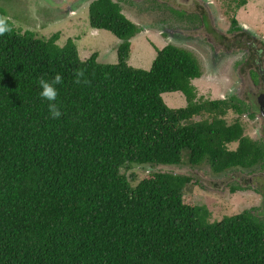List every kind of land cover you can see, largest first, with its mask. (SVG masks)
<instances>
[{
  "label": "trees",
  "instance_id": "1",
  "mask_svg": "<svg viewBox=\"0 0 264 264\" xmlns=\"http://www.w3.org/2000/svg\"><path fill=\"white\" fill-rule=\"evenodd\" d=\"M122 1L89 6L92 29L121 41L114 65L82 60L59 33L22 32L0 8L11 28L0 36V264H264L263 220L244 211L212 222L185 202L192 179L163 169L255 167L263 148L243 109L197 99L202 68L189 49L168 44L150 70L132 67L140 30ZM57 73L53 119L38 81ZM172 93L186 107H168ZM136 167L151 171L138 181Z\"/></svg>",
  "mask_w": 264,
  "mask_h": 264
},
{
  "label": "rangeland",
  "instance_id": "2",
  "mask_svg": "<svg viewBox=\"0 0 264 264\" xmlns=\"http://www.w3.org/2000/svg\"><path fill=\"white\" fill-rule=\"evenodd\" d=\"M95 0H0V8L6 11L7 19L13 23L14 28L22 32L32 31L40 38L49 39L52 35L59 33V45L64 46L68 40H73L80 51L82 60L89 58L92 54L97 53L101 64L114 65L118 63V47L121 41L109 31L94 30L89 23V6ZM198 1V0H197ZM196 1V2H197ZM200 1V0H199ZM242 0H210L215 6L223 28H231L233 20L235 26H240L243 31L254 32L258 35L261 42L257 43L259 48L264 47V0H246L245 5H239ZM125 16L137 25L140 33L132 40L131 55L128 63L141 70H150L157 57L158 51L173 44L182 48L192 49L196 54L201 68L202 78L193 82L199 100H216L222 98L230 92L231 88L236 85L237 69L234 56L223 54L220 56H211L215 62V70L207 68L202 59L206 57L207 50L193 41L167 39L159 32V28L169 23V18H175V8L190 12L198 11L195 7L190 8L188 5L196 6L187 0H124L122 1ZM194 10V11H193ZM180 16H186L184 13L177 12ZM192 16L184 17L189 23H195ZM165 19V22L161 19ZM182 19H178L173 25H182ZM168 25V24H167ZM166 28V26H165ZM167 32V31H165ZM216 45L220 41L213 37ZM191 44V45H189ZM199 48L201 58L197 54ZM198 49V50H197ZM264 50V48H263ZM249 68H245L246 75L241 71L244 78L248 77ZM215 71V74L214 72ZM247 81L249 79L247 78ZM248 85V83H247ZM243 88V86H241ZM237 92V91H236ZM235 92V94H236ZM242 97H246L241 93ZM163 99L168 107L179 109L186 107L185 97L181 93L166 94ZM232 111L227 118L231 122L236 118ZM242 123L246 127V134L252 139H257V125L253 120L248 121L243 117ZM253 139V140H254ZM232 149V148H231ZM165 171L182 176H188L195 181H203L202 188L209 194L201 195V191L195 185L186 192V203L206 206L211 212V221H221L225 216H232L244 210V208L257 204L256 198L251 194H237L235 197L230 196L225 189L226 195H219L216 190L210 191L205 188L208 184L205 173H212L208 165L199 169V173L191 172L189 169H172L163 168ZM135 172L138 175V181L142 180L150 171V167H136ZM181 171V172H178ZM202 172V173H201ZM231 176L223 180V183L231 182ZM224 188L218 189L224 191ZM219 193V192H218ZM230 196L231 198H227ZM255 201V202H254Z\"/></svg>",
  "mask_w": 264,
  "mask_h": 264
},
{
  "label": "flooded vegetation",
  "instance_id": "3",
  "mask_svg": "<svg viewBox=\"0 0 264 264\" xmlns=\"http://www.w3.org/2000/svg\"><path fill=\"white\" fill-rule=\"evenodd\" d=\"M196 1L197 0H187V4L189 2L196 3L194 4L196 6L188 5L190 8L195 7L198 11H193L196 13L190 14L188 11L175 8L176 17L169 18V23H165L166 28L165 26L159 28V32L167 39H182L189 42L193 41L195 44H199V46L203 45V48L207 50L206 57H204V59L201 58V52H203V50L200 48L197 54L209 69L212 68L215 70V68H217L210 55L214 56L215 54L216 56H220L228 54L234 56L237 69L235 83H238L239 80L240 88L238 87L236 89L235 85L231 88L229 93L213 101L226 100L229 103L241 107L243 109L242 116L246 117L248 121L253 120L252 122L257 125V139H253L263 148L262 160L251 169L237 168L222 174H215L208 165L212 173H203L205 175L204 179L208 182L205 188H209L210 191L216 190V193L219 195H226L225 189H227L230 196L233 195L234 197L237 194L253 195L257 200V204L253 206L247 205L242 212L250 211L264 221V47L259 48L257 46V43L261 42L257 34L243 31L240 29L239 25L235 26L237 25L236 22L233 23L232 21L231 28H223L221 19L215 10V6L210 0ZM177 12L184 13L186 16L195 15L193 17L195 23L192 24V22L189 23L187 19L184 20L186 16H180ZM161 19L165 22V19ZM178 19H182L183 24L173 26ZM213 37L220 41L219 45H216L213 41ZM190 51L194 55L196 54L192 49ZM245 68H249L247 77L249 81H247V78H244L247 74ZM242 70L245 74L244 76H242ZM213 72L215 74V71ZM241 86H243V88H241ZM241 93H244L246 97H242ZM206 165L207 164L204 163L202 166H182L176 167V169H189L191 172L199 173L198 168ZM230 175H232L231 182L223 183V180ZM191 179L193 184L201 191V195L206 196L204 194H209L202 188V186H204L203 181L198 182V180L195 181L193 178ZM221 187L224 188V191L218 190L221 189ZM230 196L227 198H231ZM204 207L208 208L206 204Z\"/></svg>",
  "mask_w": 264,
  "mask_h": 264
},
{
  "label": "clouds",
  "instance_id": "4",
  "mask_svg": "<svg viewBox=\"0 0 264 264\" xmlns=\"http://www.w3.org/2000/svg\"><path fill=\"white\" fill-rule=\"evenodd\" d=\"M11 31L10 25L6 18L0 17V36H4L6 33ZM76 83H81V78L84 76L83 71L76 72ZM63 77L59 73L55 74L51 81L40 79L38 81L39 87L41 91L39 92V96L42 100L47 101L48 110L51 118L58 119L61 117L62 112L60 110V106L57 101L58 97V89L56 85L62 83ZM87 83L86 80L83 81Z\"/></svg>",
  "mask_w": 264,
  "mask_h": 264
}]
</instances>
